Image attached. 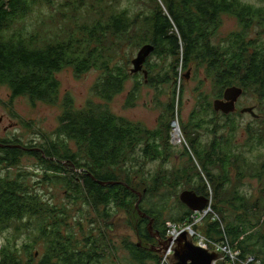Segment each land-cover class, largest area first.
Segmentation results:
<instances>
[{"label": "trees", "instance_id": "trees-1", "mask_svg": "<svg viewBox=\"0 0 264 264\" xmlns=\"http://www.w3.org/2000/svg\"><path fill=\"white\" fill-rule=\"evenodd\" d=\"M150 1L155 3L156 0ZM163 1L168 15L161 8L131 12L127 7L117 12L114 4L112 10L109 0L85 3L71 0L70 7H60L56 0H0V84L10 89L12 100L25 97L32 103L56 104L60 72L73 68L79 78L93 69L102 72L91 91L92 99L101 103L91 99L84 110H76L70 96L63 100L55 136L49 139V146L41 147L45 157L41 152L11 148L21 144L0 139V144L5 146L0 147V264H103L105 257L98 253L99 246L94 239L78 247L70 231L61 232L60 224L69 225L66 224L69 217H65L68 213L58 207L50 210L51 204L39 192L50 181L79 189L72 195L83 198L89 209L97 212L122 203H138L135 186L139 184L143 192L139 209L147 219L138 214L135 231L141 244L127 242L125 249L134 264H160L158 253L141 246L151 241L150 222L154 221V227L161 230L164 237L169 223L184 224L192 221L193 216L179 199L182 212L169 222L165 220L168 209L157 203H168L169 197L161 195V186H170L173 181L180 188L187 182L193 186V178L203 183L195 193L212 198V209L227 222L226 233L232 247H237L244 256H255L264 264V188L262 186L254 202L239 191H230L229 187L234 180L246 178L264 182V165L249 162L243 153L234 150L232 139L236 127L229 118L238 115L237 112L229 115L217 112L214 102L210 103L201 95L197 102L200 110L193 116L196 126H192V131L196 134L189 141L193 137L200 138V129L213 135L212 143L203 144L201 148L194 142L188 143L183 153L191 164L172 169L160 182L159 176L151 175L145 168L149 161L165 162L172 155L170 126L165 131L162 128L150 130L112 112L110 103L123 94L127 82L140 73L132 74L133 67L129 71L127 66H112L113 59L107 53L122 51L125 44L139 52L152 45L151 55L174 57L177 64L174 77L166 74L156 81L149 78L147 69L148 77L144 75L148 86H170L168 110L173 117L184 94V79L178 72L180 66L189 71L192 67L198 72L204 69L205 80L211 81L219 99H224L225 92L233 87L242 89L243 95H256L257 104L247 108L260 110L264 115V0H259L262 4L259 8L243 0ZM131 6H135L134 2ZM45 7L51 8L53 13ZM224 16L234 17L239 29L219 39ZM179 80H182L181 86ZM143 86L137 81L127 104H135ZM208 113H222L228 118L232 131L228 138L219 134L220 124L212 125L219 118L208 119ZM260 117L253 118L261 122ZM70 143L75 144L77 153L72 152ZM25 154L37 157L43 164L44 179L34 182L21 169L12 175ZM194 157L199 166L193 161ZM67 163L83 173L69 176L65 170ZM98 181L113 184L103 186ZM209 187L213 193L208 192ZM131 204H126L127 208ZM82 214L85 217L82 215L79 220L90 215ZM253 215L262 217L257 232H253L257 226L250 220ZM15 225L36 234L33 241L22 248L16 246L12 236L2 242L1 237ZM203 233L214 240L223 239L218 222H207ZM38 244L44 247L41 258H37L38 253L34 251ZM24 252H28V260L23 258Z\"/></svg>", "mask_w": 264, "mask_h": 264}, {"label": "rangeland", "instance_id": "rangeland-1", "mask_svg": "<svg viewBox=\"0 0 264 264\" xmlns=\"http://www.w3.org/2000/svg\"><path fill=\"white\" fill-rule=\"evenodd\" d=\"M87 1L88 0H81V3H85ZM243 1L251 3L257 8L262 7L259 0ZM133 2L135 6H131ZM109 3H111L112 10L115 5L114 10H117V12H122V9L127 7H130L131 12L139 10L148 12L149 10L161 8L164 13L168 15L163 0H156L155 3L150 0H109ZM54 4L55 3L51 5ZM57 4H60V7L72 6L71 0H56V5ZM45 8H47L45 9L46 11L49 9V13H53L51 8ZM238 29L239 23L234 17L224 16L223 26L219 32V39L226 38ZM138 52L139 50L130 44H125L122 47V51L119 52L118 50H115L114 52L107 51L110 58L113 59L112 66H117L119 64L127 66V70L129 71L133 67L132 61L137 57ZM176 66V59H174V57L151 55L148 58L145 68L149 71V78L159 81L166 74H169L170 77H174ZM178 72L179 74L182 73V80L184 79V94L182 102L178 103V108L176 109L174 117L170 114L171 110H168V106L171 103L169 102L168 95V93H170V86L163 84H159V86H148L147 83H145L143 73H140L139 76H133L127 82L125 92L117 96L114 101L110 103V109L114 114L124 117L131 122L141 123L150 130L162 128L163 131H165L168 125L170 126V144L173 146L172 155L169 156L165 162L149 161L145 168L150 171L151 175L156 174L159 176L160 182H162L163 176L172 169H177L180 165L186 166L191 164L189 158L183 153L184 148L187 149L188 143L194 142L196 145H200L201 148L203 144L207 145L210 143L211 145L213 139V135L207 130L199 129L198 135H200V138L193 137L189 141L190 137L196 134V131H192V126H196V123L193 122V116L197 114L196 110H200L197 103L200 102V96L203 95L204 97H207V100L210 103H213L219 99L217 96L218 92L215 91L211 81L205 80L206 73L204 72V69L198 72L195 67H192L189 78L185 76L189 72V68L184 70L182 66H180ZM183 75L185 76L184 78ZM101 76L102 72L95 69L80 78L76 76L73 68L63 70L57 75L60 82V89L59 102L56 104H45L42 102L32 103V101L25 97L12 100L10 89L7 86L0 84V139L13 140L19 142L23 148L38 149L43 152L41 147L49 146L48 144L51 141L49 139H53L55 131L59 126V118L63 112V100L67 96H70L73 99V105L76 110H84V108L89 105V100L92 99V87ZM182 80H179V86L182 85ZM137 81L142 82L144 86L140 89V92L137 93V100L135 104L130 106V104H127L126 100L129 94L134 90ZM92 100L97 103H101L97 99ZM255 104H257L256 95H243V97L237 102L238 115L232 116L229 119L234 120L235 123L233 124L236 127V131L233 133L232 139L235 148L234 150H239L243 153L249 162L262 166L264 165V115H262L260 110L255 112L258 116L262 117H260L261 122H259L256 121L257 119L253 118L250 114L241 112L243 108L251 107ZM210 117L219 118V121L212 123V125L220 124L222 129L219 131V134L228 138L232 132L230 126L228 125V118L223 117L222 113H208V119ZM162 124L164 125L162 126ZM212 125H210L209 128H211ZM173 126L176 128L174 133ZM180 138L182 139L180 140ZM70 148L72 149V152H78L74 143H70ZM193 161L197 166H199V162L196 161L195 157ZM67 165L68 166L65 167V170L68 171L69 176L83 173L81 171H75L73 166L68 163ZM43 168V164L37 157L25 154L20 159L18 168L12 170V175H16L18 169H21L29 174V178L31 180L34 179V182H37L40 179H44ZM198 172L201 176H203L201 171ZM136 177L137 180L142 182V179L138 178L139 176ZM147 182L150 181L147 180ZM187 183L184 184L182 188L177 186L175 181H173L170 186L161 184L163 185L161 186V195L169 197V202L157 203V205H164L166 209H168L164 217V219L168 222L170 221V218L174 219L182 212L179 208L178 202L181 193L188 190V188L195 192V190H199L203 186L200 179L197 183V181L193 178V186L192 184ZM262 186L264 188V182L259 181L257 178H246L241 179V181L234 180L233 184L229 185L231 188L230 191H239L241 194L248 196L249 199L254 202L258 199L260 192L263 190ZM135 187L137 188L136 191L138 193H143L139 190V184ZM211 187H209L208 191L210 193L213 191ZM41 188L42 189H40L39 192L42 194L43 198L48 200L51 204V207H49L50 210L58 207L59 209H64L66 213H68L65 217H69L66 223L69 225L66 226L64 223L60 224L61 232L64 234L67 231H70L71 234H73L78 247H80V244L86 245V241L88 239H94L99 246L98 253H103L105 257L103 264H134L130 256V252L125 249V244L127 242L138 244V237L134 227H136V218L139 213L137 211L133 212L136 205L134 202L132 204L126 203L131 204L128 208L125 203H122L117 207L113 206V208H110L109 210L106 209L103 212L98 210L97 212L96 210L89 209V206L85 204V200L83 198L72 195V193L76 194L79 192V189H76L73 186L70 188L67 186L63 187L55 185L52 181H50L49 183L46 182ZM73 199H77L78 201L74 203ZM156 200L158 201L159 199L157 198ZM213 202L214 200H210L209 202L211 207L213 206ZM147 207L150 209V204H148ZM80 210L85 215H90L86 216L85 219L82 218L79 220L78 218L83 215L82 212H79ZM132 212L136 222L134 218H131ZM214 213H216L214 210L210 211L207 215L201 212L202 218L199 220L196 228L199 233H203V231L206 230L207 222H212L211 215ZM102 215H105V217H102ZM73 217L76 218L73 220ZM83 217L85 216L83 215ZM261 218L253 215L252 218H250V220L252 219V225H262ZM206 220L208 221L206 222ZM221 221L224 227L227 226V222L223 219V217L221 218ZM153 228H155L154 221ZM259 230L260 227L257 226L253 229V232H257ZM35 235L36 234L32 233L30 230L15 225L7 233H5L1 239L2 242H4L6 238L12 236L16 246L18 248H22L25 244L31 243ZM165 236L163 238H165ZM150 243L151 241H145V243L141 246L146 248V246H149ZM157 244L158 239H154L151 246ZM34 251L38 253L37 258H41L44 254V247L42 244H38ZM153 252L157 253L156 251ZM241 254L243 258L246 257L242 252ZM27 255L28 252H24L23 258H25V260H28Z\"/></svg>", "mask_w": 264, "mask_h": 264}, {"label": "water", "instance_id": "water-1", "mask_svg": "<svg viewBox=\"0 0 264 264\" xmlns=\"http://www.w3.org/2000/svg\"><path fill=\"white\" fill-rule=\"evenodd\" d=\"M154 52V47L152 45H147L142 48V50L138 53L137 57L133 60V68L131 69L132 74L144 73L145 77H148L147 71L144 69L145 63L147 62L148 58ZM189 71L186 75L189 78ZM243 90L240 88L233 87L225 92L224 99H218L214 102V108L217 112H223L226 115L231 113H235L238 111L237 102L243 96ZM242 113H248L252 117H258L255 113L253 108H243L241 110ZM0 147L5 148L3 144H0ZM17 147L19 149H23L26 152H41L38 149H28L23 148L21 146H11V148ZM45 157V154L43 153ZM54 160V159H51ZM95 180V178H93ZM100 185H112L113 183H104L98 181ZM137 195L139 196V201L136 203L135 208L133 210L137 211L139 215L146 218L147 216L139 209L140 203L142 201V194L136 191ZM180 199L184 205H186L192 212H197L204 210L210 202L209 198L198 196L193 191H185L181 194ZM133 212L131 214V218L133 216ZM136 222V220H135ZM137 224V222H136ZM134 227V226H133ZM136 227H134V230ZM149 231L153 234H156L155 229L153 228V221L150 222ZM136 232V231H135ZM158 235L159 232L157 233ZM160 239V238H159ZM158 239L157 245H152V250L156 251L160 255L166 254L170 248H172L174 254L169 258L171 264H213L214 261L218 260L221 257V254L216 252H211L209 249H203L199 246H196L190 238L188 232L184 231L181 233L176 240L173 239V236L169 237L168 239L162 238V241ZM138 243H140V239L138 238Z\"/></svg>", "mask_w": 264, "mask_h": 264}, {"label": "built area", "instance_id": "built-area-1", "mask_svg": "<svg viewBox=\"0 0 264 264\" xmlns=\"http://www.w3.org/2000/svg\"><path fill=\"white\" fill-rule=\"evenodd\" d=\"M178 126V125H177ZM173 133L175 131V126ZM172 133V136H173ZM182 138H180L181 140ZM210 200H212V198H209ZM210 211L212 210L211 205H208L204 210L201 211H197V212H193V216H192V221H186V223L184 224H172L169 223L168 224V229H167V233L165 238L168 239L169 237L173 236V239L176 240V238L183 233L184 231L188 232L190 238H192L194 244L196 246H199L203 249H209L211 252H216L218 254H221V257L214 261L213 264H263V261L256 258L255 256H247L246 257H242L241 251L237 249V247H232V245L230 244L228 238H227V233L225 230V227L222 224L221 218L219 216V214L214 213L212 216V222L216 223H220L221 224V230L223 232V239L221 240H214L210 237H207L205 234L203 233H199L196 228L198 225L199 220L202 218L201 217V212H203L205 215H207ZM208 216V217H211ZM173 250L172 248H170L168 250V252L166 253V259L162 260L161 259V255H160V264H171L170 262V257L173 254Z\"/></svg>", "mask_w": 264, "mask_h": 264}, {"label": "flooded vegetation", "instance_id": "flooded-vegetation-1", "mask_svg": "<svg viewBox=\"0 0 264 264\" xmlns=\"http://www.w3.org/2000/svg\"><path fill=\"white\" fill-rule=\"evenodd\" d=\"M144 69L146 70V68H145V66H144ZM142 73V72H141ZM198 195V194H197ZM199 196V195H198ZM204 197V196H203ZM145 219H147V217L145 218ZM155 229V231H156V234H153V232L151 233V243H152V241L154 240V239H159V240H161L162 241V235H161V230H159L158 228H154ZM159 232V234L160 235H158L157 233ZM151 243L149 244V246H146V250H149V251H153L152 250V248L151 247H153V246H151ZM174 254V253H173ZM172 254V255H173Z\"/></svg>", "mask_w": 264, "mask_h": 264}, {"label": "bare ground", "instance_id": "bare-ground-1", "mask_svg": "<svg viewBox=\"0 0 264 264\" xmlns=\"http://www.w3.org/2000/svg\"><path fill=\"white\" fill-rule=\"evenodd\" d=\"M177 135V134H176ZM248 170V169H247ZM166 259V254L162 255V260Z\"/></svg>", "mask_w": 264, "mask_h": 264}]
</instances>
